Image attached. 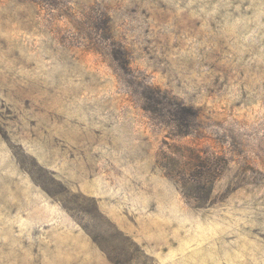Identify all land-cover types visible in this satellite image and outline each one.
<instances>
[{"label": "rangeland", "instance_id": "1", "mask_svg": "<svg viewBox=\"0 0 264 264\" xmlns=\"http://www.w3.org/2000/svg\"><path fill=\"white\" fill-rule=\"evenodd\" d=\"M0 264H264V0H0Z\"/></svg>", "mask_w": 264, "mask_h": 264}, {"label": "trees", "instance_id": "2", "mask_svg": "<svg viewBox=\"0 0 264 264\" xmlns=\"http://www.w3.org/2000/svg\"><path fill=\"white\" fill-rule=\"evenodd\" d=\"M192 158L196 159V157H194V156H192ZM192 165L195 167L192 166L193 169L189 173L190 177L184 179L183 185L185 186V188L188 189L189 187L196 186L197 183H200L204 180V176L209 178V179L214 178L213 175H211V173L209 174L208 173L209 171H207V169L208 170H210V169H209L208 163L206 161H204V160L200 161V159H199V161H197V163H194ZM198 168H199V170H197ZM213 174L215 175V173H213Z\"/></svg>", "mask_w": 264, "mask_h": 264}]
</instances>
